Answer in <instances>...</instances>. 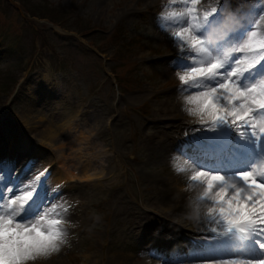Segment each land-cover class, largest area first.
I'll return each mask as SVG.
<instances>
[{"label":"rangeland","instance_id":"1","mask_svg":"<svg viewBox=\"0 0 264 264\" xmlns=\"http://www.w3.org/2000/svg\"><path fill=\"white\" fill-rule=\"evenodd\" d=\"M232 3L236 17L225 24V15L210 38L252 19L264 37L257 15L264 0ZM180 7L179 0H0V149L7 161L0 183L11 168L22 194L48 169L41 179L51 204L41 214L65 220L60 251L30 264H119L121 254L129 264H156L153 251L165 242L182 235L189 247L203 232L210 202L199 200L203 186L190 176L201 169L181 146L190 125L202 126L175 103L180 50L157 19L162 8ZM163 134L176 138V148L164 147ZM88 176L100 179L83 182ZM163 185L174 194L164 187L162 194ZM178 194L190 201L179 211ZM143 219L155 229L129 236Z\"/></svg>","mask_w":264,"mask_h":264},{"label":"snow or ice","instance_id":"2","mask_svg":"<svg viewBox=\"0 0 264 264\" xmlns=\"http://www.w3.org/2000/svg\"><path fill=\"white\" fill-rule=\"evenodd\" d=\"M179 4V10L162 8L158 26L170 30L169 39L180 50L174 62L179 91L196 90L185 101L194 106L188 114L202 126L192 130L218 141L211 163L186 157L201 169L190 176L203 186L199 200L210 202L200 239L229 245L224 254L196 264H264V37L253 31L257 21L252 19L213 42L212 30L234 12L232 0H216L210 10L202 0ZM47 172H40L36 186L22 194L15 181L0 183V264H30L59 252L65 243L64 218L41 214L51 204L45 202L41 179Z\"/></svg>","mask_w":264,"mask_h":264},{"label":"bare ground","instance_id":"3","mask_svg":"<svg viewBox=\"0 0 264 264\" xmlns=\"http://www.w3.org/2000/svg\"><path fill=\"white\" fill-rule=\"evenodd\" d=\"M207 2H204L203 4L205 5V4H209V5H212L213 4V1L212 0H206ZM46 78V79H45ZM50 78L48 77H44V81L45 82H47L48 80H49ZM189 94H191V93H189V92H187V93H182V94H180L178 97H177V99L175 100V103L178 105V106H183V107H186V108H189V107H191V105H188V104H186V97H187V95H189ZM45 96H47L46 94H44ZM65 128V127H64ZM177 128H178V126H177ZM176 129V128H175ZM208 136L209 137H211L212 138V136L211 135H209L208 134ZM163 137H164V139H165V141H164V143H166V145L164 146L165 148H169L170 149V146H172V145H174L173 146V148H176V146L175 145H177V143H176V138L175 137H173V136H169V135H166V134H163ZM192 137H193V135L191 134V135H188L187 134V138H186V140H188V141H190L191 139H192ZM213 139V138H212ZM199 141V140H198ZM217 141V140H216ZM161 142V141H160ZM96 179H100V177L99 176H96V177H86L84 180H83V182H85V181H94V180H96ZM165 185H163L162 186V188H161V193L163 194V191H162V189H163V187H164ZM173 186H175V185H173ZM166 190H168V191H170V192H173L172 191V188H171V186H166V187H164ZM175 188H177V187H175ZM176 190V189H175ZM173 194H174V192H173ZM186 195V194H185ZM194 195V193H192V194H189V196H193ZM173 201L174 202H176V205H180V207L179 208H177L178 209V211L179 210H182L183 208H184V205L185 204H188L190 201H189V198L188 197H186V198H184V196L183 197H180V195L178 194V195H176V196H173ZM144 220V224H142V222L141 223H139V224H137V226H136V228H135V230L133 231V232H131V234H129V236H131V235H135V236H141L142 235V233L143 232H149V231H152L153 229H155L154 227H153V224H152V222H151V220L150 219H143ZM202 223V222H201ZM200 223V224H201ZM139 228H141V231L139 232L138 231V229ZM196 231V230H195ZM194 231V232H195ZM151 237H153V235H154V232H152V233H148ZM166 234V233H165ZM201 234V236L202 235H204L203 233H200ZM168 237L170 236L169 234H166ZM170 237H174V236H170ZM184 239L183 238H180L179 236H177V237H174V238H172L171 240H169V242H165L164 243V245H167V248H168V250H166V251H170V249H175V248H181L180 250H181V252L183 253L180 257L181 258H183V260L186 262H188V264H196V262H198V261H200V260H203V259H206L209 255H213V254H217V253H211V254H207V256H200V255H194V254H188V252H187V250H192L193 252H195L196 251V249H198V247H197V245L199 246V247H203V246H206L207 244H204L203 243V241L200 239V237H198V238H196V239H194V240H192V244L189 246V247H187L184 243H182V241H183ZM216 245V244H215ZM210 246H214V244H210ZM220 247V246H219ZM225 251H227V249H224V247H221V251L218 253V254H224L223 252H225ZM156 252V251H155ZM156 258H158L157 256H155ZM180 257H171L172 259H173V261H175V260H178ZM116 258L118 259V262H119V264H129V261H128V259L125 257V256H123L122 254L121 255H118V256H116ZM175 263H176V261H175Z\"/></svg>","mask_w":264,"mask_h":264},{"label":"trees","instance_id":"4","mask_svg":"<svg viewBox=\"0 0 264 264\" xmlns=\"http://www.w3.org/2000/svg\"><path fill=\"white\" fill-rule=\"evenodd\" d=\"M51 14H52V17H55V15H56V13L53 12V11L51 12ZM31 16H33V17L37 16L39 18H48L47 15L39 14V13H35V14L31 15ZM14 83H16V80H12V84H14Z\"/></svg>","mask_w":264,"mask_h":264}]
</instances>
